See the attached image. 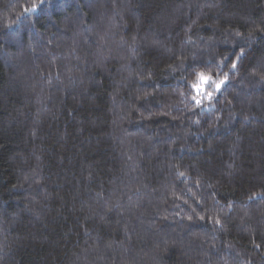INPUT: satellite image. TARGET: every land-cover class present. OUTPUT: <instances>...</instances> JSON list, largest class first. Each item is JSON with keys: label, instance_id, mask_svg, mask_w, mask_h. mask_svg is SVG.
<instances>
[{"label": "trees", "instance_id": "trees-1", "mask_svg": "<svg viewBox=\"0 0 264 264\" xmlns=\"http://www.w3.org/2000/svg\"><path fill=\"white\" fill-rule=\"evenodd\" d=\"M0 264H264V0H0Z\"/></svg>", "mask_w": 264, "mask_h": 264}, {"label": "rangeland", "instance_id": "rangeland-1", "mask_svg": "<svg viewBox=\"0 0 264 264\" xmlns=\"http://www.w3.org/2000/svg\"><path fill=\"white\" fill-rule=\"evenodd\" d=\"M210 80L205 78V77H200L198 80L197 85L194 88V91L197 95V100H201V99H205V100H209L212 99V97L214 96V94H216L219 90L220 87L223 85V82L214 84L211 87V91L207 92L206 91V87L207 85H209Z\"/></svg>", "mask_w": 264, "mask_h": 264}]
</instances>
